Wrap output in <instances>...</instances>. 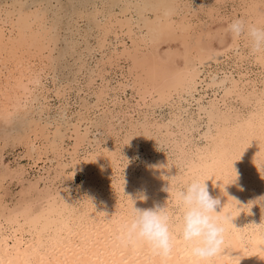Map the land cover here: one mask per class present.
Wrapping results in <instances>:
<instances>
[{
  "label": "bare ground",
  "instance_id": "obj_1",
  "mask_svg": "<svg viewBox=\"0 0 264 264\" xmlns=\"http://www.w3.org/2000/svg\"><path fill=\"white\" fill-rule=\"evenodd\" d=\"M171 1L154 0L144 4L143 10L125 6L122 13L136 14L145 26L150 18L154 22L146 32L141 29L136 38L128 31L132 44L125 43L120 54L127 62L137 63V70L132 72L136 85L130 89L139 112L135 113L137 109L126 105L121 117L127 119L128 125L102 139L105 144L97 139L104 146L90 157L85 180L76 195L79 205L73 203L75 197L64 196L61 201L53 200L46 210L32 212L31 218L24 223H18L16 218L24 213H7L0 199V216L8 218L7 224L0 225V264H203L192 256L189 245L181 237L182 212L175 199V194L194 178L207 180L210 194L220 199L221 205L217 208L220 213L216 215L233 217L232 223L222 221L225 229L222 251L207 264H264V54L249 55L248 44L243 38L234 41L225 51L212 50L204 42L208 28L203 24L202 33L198 29L188 33L183 70L174 71V66L157 57L161 56L159 52L155 59L161 60L147 62L150 52L160 45L166 27L177 28L180 21L189 20L185 16L174 17ZM222 1L225 0H215ZM210 9L215 11V8ZM242 11L239 18L264 26V0H244ZM147 12H155V17H147ZM118 20L125 22L128 28L133 27L130 25L132 19L127 16ZM55 27L50 25L48 29L53 32ZM38 36L34 33L26 42L18 45L13 41L10 45L0 34V128L19 122V118L32 114L36 106L42 112L48 110L50 79L60 68L54 62L56 57L51 59L47 49L57 43H38ZM65 55L67 57V53ZM223 57L228 63L231 61L232 66L207 71L208 62H223ZM198 77L202 78L205 89L199 97L195 94V91L201 92L197 88ZM128 89L127 86L119 88L117 94L120 95L121 90L126 93ZM220 89L224 90L223 100L218 94ZM184 92L188 93V104H197L199 113H207L209 122L216 127V133L207 136L205 145H189V134L195 129L196 120L195 115L181 119L178 110ZM206 97L208 103L202 104ZM171 105L174 106L171 119L164 122L159 113ZM28 120V127L14 137L23 144L29 158L38 155L43 159L48 151L61 153L60 127L52 130L44 120L33 116ZM163 134L173 141L166 144L174 155L170 152L148 158L139 150L144 144L148 152L154 139L165 141ZM84 141L87 139L80 135L74 137V152H78ZM144 195H147L146 201L142 199ZM131 199L141 209L156 205L168 207L174 240L169 257L154 254L143 242L127 246L120 242L122 225L129 219ZM39 219H44L45 223L37 227L32 222Z\"/></svg>",
  "mask_w": 264,
  "mask_h": 264
},
{
  "label": "rangeland",
  "instance_id": "obj_2",
  "mask_svg": "<svg viewBox=\"0 0 264 264\" xmlns=\"http://www.w3.org/2000/svg\"><path fill=\"white\" fill-rule=\"evenodd\" d=\"M142 1L145 0H0V34L4 35L8 42L10 41V45L13 44V41L18 42V45H20V43L26 42L34 33H37V36L39 35L38 43L41 41L57 43L56 46H51V48L49 46L47 51L51 59L54 60L56 57L57 60H54V62L60 68L58 72L53 73L50 79V108L48 107V110L46 109V111L42 112L36 106L31 111L32 114L19 118V122L16 121L17 123L14 122L0 128L2 129L1 132H4H2L3 134L0 132V199L7 213L9 211L14 214L18 212L27 213L25 216H23L24 214L19 215L18 219L16 218V222L24 223L31 218L29 216L32 212L46 210L53 200L58 199L61 201L64 196L68 199L75 197L73 203L79 205L78 190L85 180L90 157L92 153L104 146L100 145L97 139H100L105 144L106 142L102 139L109 138L110 133L115 129L128 125L127 119L121 117L126 105L129 104L132 109H137L135 113L139 112L138 106L135 105L136 98L132 96L130 89L136 85L132 72L135 71L137 63L132 61L130 63V60L127 62L125 59L120 58V54L126 47L125 43L132 44L128 31L134 33L133 37L136 38L141 29L146 32L154 24L152 18L145 26L143 20H139L136 14L122 13L126 5H132V8L137 6L142 9L144 4L153 3L154 0H147L146 3H142ZM176 1V3H174L175 0L170 2L171 6H174V10L171 9L175 14L174 17L179 19L185 16L189 20L186 22L180 21L177 28L168 29L166 27L167 31L164 30L165 32L161 35L160 45L157 49L154 48L152 53L150 52L147 62L153 63L155 62L154 60L158 61L162 58L166 63L174 66V71L183 70L186 61L187 44L190 38L188 33L193 29H198L202 33L203 24H206L208 28L207 36L204 40L208 47L222 52L231 46L234 41L231 35L226 32V28L232 20L242 17L244 0H225L222 3H217L215 0ZM153 6L157 8L158 5L154 4ZM210 8H215V11L211 12ZM146 15L147 17H155V12H147ZM97 16L99 17L97 18ZM125 16L132 19L130 25L133 27L129 26L132 30L126 26L125 22H119L118 19H124ZM50 25L57 26L52 29L53 32L48 29ZM157 52L161 56H157ZM156 56L160 58L155 59ZM224 59L226 57H223ZM229 63L227 60L223 62L211 60L206 68L207 71L209 69L217 71L219 67L232 66L231 61ZM251 67L257 66L251 64ZM220 76H223V73ZM198 78L200 79H198L197 88L201 92L195 91L197 97L201 93H205L201 83L202 78ZM206 78L209 79V77ZM125 86L129 88L126 93H122L121 90L120 95H118V89ZM209 93L212 94V91H209ZM218 94L222 100L225 98L223 89H220ZM117 95L119 98H117ZM187 97L188 93L184 92L181 105L180 102L178 103L181 106V111H178L181 112V119L195 115L194 120L196 121L194 125L196 126L192 130L193 132L189 134V145H205L207 136L216 133V127L209 122L207 113H199L197 104H188L189 100H187ZM204 99L205 102L202 104H207L209 98L206 97ZM172 107L174 106L171 105L166 108L168 110L164 109L159 113V115L161 114L159 118L163 119L164 122L170 120ZM36 110L39 115L35 112ZM31 116L36 119L39 118L41 121L44 120L45 122L43 121V123H46L52 130H55L56 126L60 127L58 129L59 142L61 145L63 144L61 153L48 151L43 159H40L38 155L33 159L29 158L23 144L14 136L24 131V127H28L30 123L28 119ZM77 135L86 138L87 141H84V144L79 147L76 153L74 152L73 142L74 137ZM161 136L164 137L162 140L165 141L161 142L159 138L154 139V143L149 146L148 152L144 144L140 145L139 150L145 152V156L148 158H156L163 153L164 155L170 153L171 148L166 142L173 143V141H170L166 134ZM51 137L55 138L53 135ZM8 139L9 144H7ZM69 154H71V157ZM171 154L173 153L171 152ZM49 157L54 158L52 160ZM49 162L52 163L50 164ZM15 163H18V166ZM38 169L39 171H37ZM10 174L12 175L10 176ZM32 174L35 175L33 176ZM59 174L62 175L60 176ZM21 175L23 176L20 177ZM26 204L28 206H25ZM7 219L3 215L0 216V225H3V223L7 224ZM32 223L39 227L45 223V220L39 219L38 222L33 221Z\"/></svg>",
  "mask_w": 264,
  "mask_h": 264
},
{
  "label": "clouds",
  "instance_id": "obj_3",
  "mask_svg": "<svg viewBox=\"0 0 264 264\" xmlns=\"http://www.w3.org/2000/svg\"><path fill=\"white\" fill-rule=\"evenodd\" d=\"M226 32L233 41L243 38L248 44L249 55L264 54V26L237 18L227 25ZM206 181L194 178L175 194L182 212L181 237L189 245L192 256L203 264L221 253L225 231L222 221L232 223L233 219L216 215L220 213L217 208L221 201L210 194ZM142 199L146 201L147 195ZM131 201L129 219L122 225L120 242L125 246L143 242L154 254L169 257L174 240L168 207L156 205L141 209L135 206L134 200Z\"/></svg>",
  "mask_w": 264,
  "mask_h": 264
}]
</instances>
